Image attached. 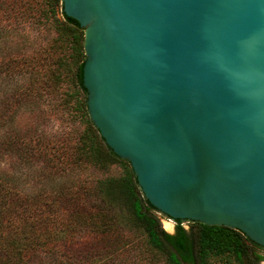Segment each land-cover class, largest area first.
<instances>
[{"label":"water","instance_id":"obj_1","mask_svg":"<svg viewBox=\"0 0 264 264\" xmlns=\"http://www.w3.org/2000/svg\"><path fill=\"white\" fill-rule=\"evenodd\" d=\"M87 111L167 220L264 248V0H61Z\"/></svg>","mask_w":264,"mask_h":264},{"label":"trees","instance_id":"obj_2","mask_svg":"<svg viewBox=\"0 0 264 264\" xmlns=\"http://www.w3.org/2000/svg\"><path fill=\"white\" fill-rule=\"evenodd\" d=\"M61 5L0 0V161L8 165H0V264L264 262V248L236 229L186 220H175L172 234L162 229L164 216L144 197L129 162L89 118L84 30ZM27 31L50 36L49 63L35 57L40 49L31 48ZM46 94L59 97L73 125L63 152L69 171L76 162L91 166L101 173L95 184H58L57 142L14 124Z\"/></svg>","mask_w":264,"mask_h":264},{"label":"rangeland","instance_id":"obj_3","mask_svg":"<svg viewBox=\"0 0 264 264\" xmlns=\"http://www.w3.org/2000/svg\"><path fill=\"white\" fill-rule=\"evenodd\" d=\"M10 23H13V20H9ZM29 34L31 48L40 49V51L35 53V57L40 55V59H44L46 63H49L51 58H49L48 53L44 52L47 47V43L50 39V36H42L38 38L35 32L27 31ZM9 37L7 36L6 40ZM42 52V53H41ZM46 68V65L43 64V69ZM31 109H22L18 114L14 124L18 129L25 130L34 128L37 131L36 136L39 139H50L57 142L56 147L59 149L55 152L58 154V184L60 181L69 180L70 182H84L87 185L95 184L97 178L100 177V172L94 169L91 166H86L84 164H79L74 167H71L70 171L63 157V152H66L64 146L66 144L65 140L68 136L70 129L73 125L70 120V117L67 116V109H64L61 106V100L57 95L46 94L42 98L40 96L37 98L36 104L30 106ZM71 157V155H70ZM73 157V154H72ZM0 165L3 168H8L6 162L0 161ZM67 171L63 173L62 171ZM91 199V197H90ZM92 199H95V196H92ZM161 227L167 233H174L175 222L167 220L166 217H162L160 220ZM183 227L188 229L190 227V222H183ZM260 264H264L261 262Z\"/></svg>","mask_w":264,"mask_h":264}]
</instances>
